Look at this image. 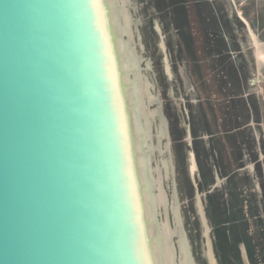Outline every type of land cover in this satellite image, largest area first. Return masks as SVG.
<instances>
[{
	"label": "water",
	"instance_id": "95a60500",
	"mask_svg": "<svg viewBox=\"0 0 264 264\" xmlns=\"http://www.w3.org/2000/svg\"><path fill=\"white\" fill-rule=\"evenodd\" d=\"M254 205L204 0H0V264H264Z\"/></svg>",
	"mask_w": 264,
	"mask_h": 264
},
{
	"label": "crops",
	"instance_id": "0c3cea01",
	"mask_svg": "<svg viewBox=\"0 0 264 264\" xmlns=\"http://www.w3.org/2000/svg\"><path fill=\"white\" fill-rule=\"evenodd\" d=\"M204 2L240 95L264 185V41L256 38L252 27H235L225 0Z\"/></svg>",
	"mask_w": 264,
	"mask_h": 264
},
{
	"label": "rangeland",
	"instance_id": "374dc122",
	"mask_svg": "<svg viewBox=\"0 0 264 264\" xmlns=\"http://www.w3.org/2000/svg\"><path fill=\"white\" fill-rule=\"evenodd\" d=\"M227 11L230 13L235 27H252L256 38L264 41V0H225ZM247 39V35H244ZM264 88V81H263ZM261 97L264 100V89ZM264 122V120L262 121ZM264 127V126H263ZM264 139V134H262Z\"/></svg>",
	"mask_w": 264,
	"mask_h": 264
},
{
	"label": "flooded vegetation",
	"instance_id": "af4514ba",
	"mask_svg": "<svg viewBox=\"0 0 264 264\" xmlns=\"http://www.w3.org/2000/svg\"><path fill=\"white\" fill-rule=\"evenodd\" d=\"M254 206H255V208L253 210L249 211V212H251V214L249 212H247V214H246V222L248 221V218L249 219L252 218L253 220L256 219L255 221H258L262 225L261 228H263V225H264V214H262V217H261V213H259V212L264 211V208L262 210H257L256 206H258V205H254ZM248 215H250V216H248Z\"/></svg>",
	"mask_w": 264,
	"mask_h": 264
}]
</instances>
